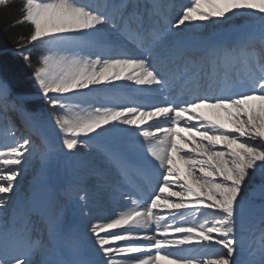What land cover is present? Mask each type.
I'll return each mask as SVG.
<instances>
[{"label":"snow or ice","instance_id":"obj_1","mask_svg":"<svg viewBox=\"0 0 264 264\" xmlns=\"http://www.w3.org/2000/svg\"><path fill=\"white\" fill-rule=\"evenodd\" d=\"M18 11L29 71L0 76V264H264V0ZM89 180L116 206L95 222Z\"/></svg>","mask_w":264,"mask_h":264},{"label":"trees","instance_id":"obj_2","mask_svg":"<svg viewBox=\"0 0 264 264\" xmlns=\"http://www.w3.org/2000/svg\"><path fill=\"white\" fill-rule=\"evenodd\" d=\"M21 3L22 0H8L7 5L0 6V76L14 85L21 76L27 80L26 74L29 71L19 55L13 51L18 37L30 33V26L27 24L11 27L12 22L21 14L18 11Z\"/></svg>","mask_w":264,"mask_h":264},{"label":"rangeland","instance_id":"obj_3","mask_svg":"<svg viewBox=\"0 0 264 264\" xmlns=\"http://www.w3.org/2000/svg\"><path fill=\"white\" fill-rule=\"evenodd\" d=\"M183 5V4H182ZM233 20H236L237 18L233 17L231 18ZM209 110V109H208ZM210 111L208 112V114H210ZM38 145L40 142H36ZM181 166V165H180ZM183 169V167H181ZM73 175V173H72ZM71 175V176H72ZM74 177V175L72 176ZM68 180H71V177H69L66 181H64V184L67 186L68 184L66 183ZM94 181H88V185H87V191H88V195H89V206H95V205H99V204H103L104 206V209L105 211L103 213L101 212H98V215L99 214H108L111 212L112 208H114L113 204H111L109 201H107L106 199L102 198L101 197V194L99 193V191L94 187ZM72 194V196H71ZM83 193H81L82 195ZM73 202V204H76V206L79 204V203H82V202H79L76 198V195L74 192H71L70 193V198H64L63 200V204L66 206V211H67V216H68V219L70 221H72V218L74 220V218L77 216V213L74 211L72 214L69 212V209H67L68 205ZM94 210V209H93ZM96 216V214L94 215ZM93 221L95 222V218L93 219ZM75 223L77 226H79L81 229L83 228V224H81L79 222L78 219H75Z\"/></svg>","mask_w":264,"mask_h":264},{"label":"bare ground","instance_id":"obj_4","mask_svg":"<svg viewBox=\"0 0 264 264\" xmlns=\"http://www.w3.org/2000/svg\"><path fill=\"white\" fill-rule=\"evenodd\" d=\"M201 111L204 113V114H206V115H208V112H209V110L208 109H201ZM72 173H73V171L71 170V169H69V171L67 172V174L65 175V177H64V181H66L69 177H71V179H74V177H72L73 175H72ZM72 175V176H71ZM63 181V182H64ZM73 182V181H72ZM76 204H73V203H70L69 205H68V207H67V209H69V212L72 214L74 211L76 212Z\"/></svg>","mask_w":264,"mask_h":264}]
</instances>
